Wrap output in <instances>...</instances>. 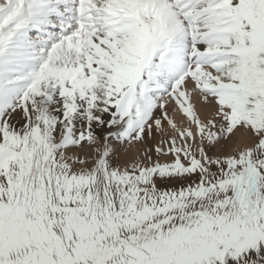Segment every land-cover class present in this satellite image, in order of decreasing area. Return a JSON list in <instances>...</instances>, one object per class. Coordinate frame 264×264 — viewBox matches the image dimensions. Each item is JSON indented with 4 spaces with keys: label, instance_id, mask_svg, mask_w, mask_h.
I'll use <instances>...</instances> for the list:
<instances>
[{
    "label": "snow or ice",
    "instance_id": "6c2138e0",
    "mask_svg": "<svg viewBox=\"0 0 264 264\" xmlns=\"http://www.w3.org/2000/svg\"><path fill=\"white\" fill-rule=\"evenodd\" d=\"M0 264H264V0H0Z\"/></svg>",
    "mask_w": 264,
    "mask_h": 264
}]
</instances>
